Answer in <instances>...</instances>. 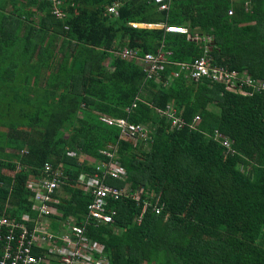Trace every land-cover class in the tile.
Masks as SVG:
<instances>
[{
  "label": "trees",
  "instance_id": "trees-1",
  "mask_svg": "<svg viewBox=\"0 0 264 264\" xmlns=\"http://www.w3.org/2000/svg\"><path fill=\"white\" fill-rule=\"evenodd\" d=\"M114 1L61 0L58 16L51 0H0V217L32 213L26 182L45 163L61 172L57 211L79 217L91 195L78 175L111 158L126 176L106 182L127 195L108 199L113 222L86 228L109 264H264V86L232 91L178 65L206 51L264 83V0H125L110 12ZM158 52L149 76L137 58ZM167 105L180 129L157 112ZM101 114L147 124L150 138L122 137Z\"/></svg>",
  "mask_w": 264,
  "mask_h": 264
},
{
  "label": "built area",
  "instance_id": "built-area-1",
  "mask_svg": "<svg viewBox=\"0 0 264 264\" xmlns=\"http://www.w3.org/2000/svg\"><path fill=\"white\" fill-rule=\"evenodd\" d=\"M53 12L61 16L58 8L61 0H51ZM125 0H115L108 6V11L115 12L119 3ZM160 4V8L167 7V0H153ZM228 14H232L229 9ZM166 31L185 33L186 28L177 25H166ZM120 54L125 58L135 57L130 49H123ZM163 54L147 53L137 58L138 63L145 65L149 76L160 67ZM180 69L185 77L194 80L207 78L213 82H220L225 88L232 91L246 93L242 87L264 86L263 82L252 80L246 73L236 70H227L214 65L206 55V51L192 62H179ZM177 76L178 72H174ZM130 108L127 107L126 110ZM160 115H164L170 123L171 129H180L184 120L177 115L173 105H167L164 109H156ZM198 119L195 116L194 121ZM100 120L107 125H116L120 129V136L133 140L150 138V130L147 124L131 123L126 118H115L101 114ZM108 157L112 154L102 151ZM43 175H33L27 180L26 187L30 192V210L32 213H24L20 220L10 215L0 217V264H109L104 255L103 246L100 242L90 237L87 226H98L102 223L113 222L115 211L108 205V199H117L126 193L125 188H118L106 182L107 178L123 179L126 170L120 162L113 159L101 161L95 164L92 173L82 172L76 182L86 192L90 193L91 199L86 205L84 212L79 217L75 215L64 216L57 211L54 203L58 202L54 194L61 187V175L58 168L53 169L50 163H45ZM66 178V176H64ZM136 193V192H135ZM132 195L135 199L139 198ZM147 206L144 203L143 210ZM155 213H159L161 206L155 203L152 206Z\"/></svg>",
  "mask_w": 264,
  "mask_h": 264
},
{
  "label": "rangeland",
  "instance_id": "rangeland-1",
  "mask_svg": "<svg viewBox=\"0 0 264 264\" xmlns=\"http://www.w3.org/2000/svg\"><path fill=\"white\" fill-rule=\"evenodd\" d=\"M199 39V38H198ZM198 39L195 37L194 38V41H196L197 42V44H199V45H201L200 43V41H198ZM200 40V39H199ZM209 108H210V110H212V111H214V112H216V113H218L219 111H220V109H219V107L217 106V105H215V104H211L210 106H209ZM162 116H164V115H162ZM6 151L7 152H16L15 150H12V149H6ZM2 172L3 173H7V174H12L13 173V171L12 170H8V168H3L2 169ZM141 187H139L138 188V190H137V192L135 193V196L136 197H138V195H139V193L141 192Z\"/></svg>",
  "mask_w": 264,
  "mask_h": 264
},
{
  "label": "crops",
  "instance_id": "crops-1",
  "mask_svg": "<svg viewBox=\"0 0 264 264\" xmlns=\"http://www.w3.org/2000/svg\"><path fill=\"white\" fill-rule=\"evenodd\" d=\"M138 26H140V27H162V26H164V25H162V24H137ZM167 25H169V24H167ZM166 26V25H165ZM165 26H164V28H165ZM178 26V25H177ZM166 30V29H165ZM169 32V31H168Z\"/></svg>",
  "mask_w": 264,
  "mask_h": 264
}]
</instances>
